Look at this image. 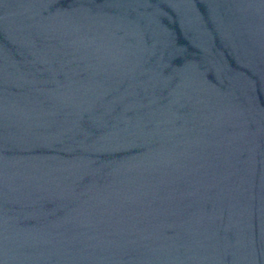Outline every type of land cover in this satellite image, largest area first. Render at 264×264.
I'll use <instances>...</instances> for the list:
<instances>
[{"label":"water","instance_id":"95a60500","mask_svg":"<svg viewBox=\"0 0 264 264\" xmlns=\"http://www.w3.org/2000/svg\"><path fill=\"white\" fill-rule=\"evenodd\" d=\"M0 264H264V0H0Z\"/></svg>","mask_w":264,"mask_h":264}]
</instances>
